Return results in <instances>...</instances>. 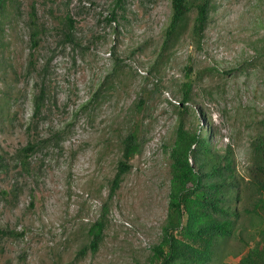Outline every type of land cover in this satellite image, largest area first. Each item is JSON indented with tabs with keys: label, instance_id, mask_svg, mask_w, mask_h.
<instances>
[{
	"label": "rangeland",
	"instance_id": "374dc122",
	"mask_svg": "<svg viewBox=\"0 0 264 264\" xmlns=\"http://www.w3.org/2000/svg\"><path fill=\"white\" fill-rule=\"evenodd\" d=\"M170 15V0H4L0 264L142 262L161 237L180 125L195 134L212 126L210 143L229 149L246 179L250 139L264 128V0H212L200 47L191 12L163 48ZM188 68L184 112L176 104ZM134 127L140 151L109 197ZM103 205L102 240L79 252ZM239 237L208 264H237L247 250Z\"/></svg>",
	"mask_w": 264,
	"mask_h": 264
},
{
	"label": "trees",
	"instance_id": "16d2710c",
	"mask_svg": "<svg viewBox=\"0 0 264 264\" xmlns=\"http://www.w3.org/2000/svg\"><path fill=\"white\" fill-rule=\"evenodd\" d=\"M212 0H170L171 15L164 30L163 48L168 39L181 33L184 21L191 12L192 37L200 47ZM4 0H0V11ZM69 29L72 20L68 18ZM189 71L181 81L183 95L176 105L186 112L191 101L195 78ZM39 105L35 103V110ZM132 128L121 144L114 176L110 180L108 196L112 197L130 169V160L142 145L138 131ZM206 133H189L180 125L169 151L170 184L167 211L161 226L159 241L150 247V253L138 264H208L217 256L225 239L240 235L247 250L237 264H264V128L250 139V167L246 179L237 171L233 154L220 151L210 143L208 134H215L212 126ZM35 143L28 142L19 152L26 157ZM246 195V201L240 203ZM101 217L89 227L88 242L79 252L96 251L103 237V205ZM246 222V223H244ZM252 231L245 238L243 232Z\"/></svg>",
	"mask_w": 264,
	"mask_h": 264
}]
</instances>
